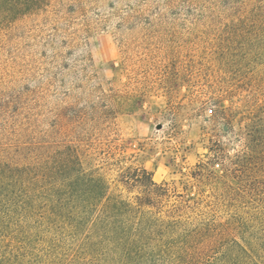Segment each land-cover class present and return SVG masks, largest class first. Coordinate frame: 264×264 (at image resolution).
Instances as JSON below:
<instances>
[{
	"label": "trees",
	"instance_id": "16d2710c",
	"mask_svg": "<svg viewBox=\"0 0 264 264\" xmlns=\"http://www.w3.org/2000/svg\"><path fill=\"white\" fill-rule=\"evenodd\" d=\"M11 3L0 12V264L178 263L185 236L220 228L219 210L264 234V75L240 80L264 67V0ZM105 33L122 89L98 84L87 51ZM203 45L235 73L193 92L212 104L209 156L192 173L200 192L181 194L123 167L119 120L174 82L193 86L177 57Z\"/></svg>",
	"mask_w": 264,
	"mask_h": 264
},
{
	"label": "rangeland",
	"instance_id": "374dc122",
	"mask_svg": "<svg viewBox=\"0 0 264 264\" xmlns=\"http://www.w3.org/2000/svg\"><path fill=\"white\" fill-rule=\"evenodd\" d=\"M11 1L0 0V12L11 8ZM211 47L201 46L205 54L202 51L200 56L186 51L177 57V65L192 77L193 86L182 81L174 82L168 94L163 89L149 94L140 110L119 120L120 139L117 142L124 150L123 167H144L153 173L156 182H168L181 194L188 185L193 187L192 195L200 192L201 186L192 173L209 156L205 148L209 139L206 120L211 114L212 104L195 101L193 92L215 87L218 82L234 76L235 68L220 67L206 58L212 53L209 51ZM87 51L93 56L98 84L105 90L122 89L127 78L120 69L114 36L105 33L94 37ZM240 75V80L262 76L264 67L243 68ZM176 199L174 197L172 202ZM204 199L212 200L209 194ZM210 218L214 220L212 222L221 224L220 228L198 236H185L181 248L187 255L181 262L168 264H264L263 232L249 222L240 229L238 214L227 215L219 210ZM226 223L231 226L230 230H224L222 225Z\"/></svg>",
	"mask_w": 264,
	"mask_h": 264
}]
</instances>
